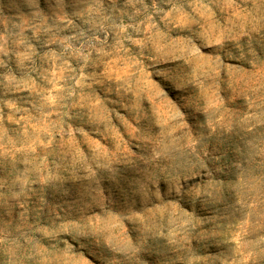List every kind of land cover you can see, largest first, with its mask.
I'll return each mask as SVG.
<instances>
[{
	"label": "rangeland",
	"instance_id": "374dc122",
	"mask_svg": "<svg viewBox=\"0 0 264 264\" xmlns=\"http://www.w3.org/2000/svg\"><path fill=\"white\" fill-rule=\"evenodd\" d=\"M0 264H264V0H0Z\"/></svg>",
	"mask_w": 264,
	"mask_h": 264
}]
</instances>
